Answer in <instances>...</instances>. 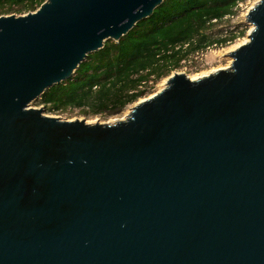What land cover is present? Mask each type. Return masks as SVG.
I'll return each mask as SVG.
<instances>
[{
	"label": "water",
	"instance_id": "95a60500",
	"mask_svg": "<svg viewBox=\"0 0 264 264\" xmlns=\"http://www.w3.org/2000/svg\"><path fill=\"white\" fill-rule=\"evenodd\" d=\"M163 0H44L0 15V264H264V0L205 76L122 118L30 103Z\"/></svg>",
	"mask_w": 264,
	"mask_h": 264
},
{
	"label": "trees",
	"instance_id": "16d2710c",
	"mask_svg": "<svg viewBox=\"0 0 264 264\" xmlns=\"http://www.w3.org/2000/svg\"><path fill=\"white\" fill-rule=\"evenodd\" d=\"M43 1L0 0V15L26 13ZM240 1L163 0L117 41L106 39L103 47L80 62L71 78L47 88L37 103L52 113L77 109L87 117L120 114L188 56L241 35L243 30L213 32L214 26L236 13Z\"/></svg>",
	"mask_w": 264,
	"mask_h": 264
},
{
	"label": "rangeland",
	"instance_id": "374dc122",
	"mask_svg": "<svg viewBox=\"0 0 264 264\" xmlns=\"http://www.w3.org/2000/svg\"><path fill=\"white\" fill-rule=\"evenodd\" d=\"M256 1L257 0L240 1L238 3V7L234 15L225 17L224 20H222L220 23L213 27V32H219L220 35L227 34L228 31L226 32L225 29L231 30L233 32H236L237 30H243V33L241 35L235 38L232 42L226 43L223 46H210L204 51L194 53L188 56L187 58L181 61L179 67L173 69L168 75L160 78L157 82H155L150 91L145 96L153 94L154 92L159 90L160 87L164 86L167 77L170 76L173 72H184L187 76L192 77L202 72H213L218 68H224L228 66L231 60L227 55L228 53L225 52L226 47L247 36V33L250 29V24L246 22L245 14L249 7L252 6V4H254V2ZM132 104L128 105L120 114L108 117H102L100 115L87 117L82 113L78 112L77 109L67 110L59 113L46 112L44 111V109L43 111L47 115L58 116L64 119L84 118L88 122H112L116 118L124 117ZM30 105L33 107H41V105L37 103V99L33 100Z\"/></svg>",
	"mask_w": 264,
	"mask_h": 264
},
{
	"label": "bare ground",
	"instance_id": "6f19581e",
	"mask_svg": "<svg viewBox=\"0 0 264 264\" xmlns=\"http://www.w3.org/2000/svg\"><path fill=\"white\" fill-rule=\"evenodd\" d=\"M255 3V2H254ZM253 5V4H252ZM253 27V25L252 24H250V29ZM249 29V30H250ZM249 32V31H248ZM248 40V36H245V37H243L241 40H239V41H237V42H235V43H233V44H231V45H229L228 47H226V50H225V52L226 53H228L227 55L229 56V58H230V60H232V57H231V55H230V52L232 51V50H234V49H236L239 45H241L242 43H244V42H246ZM231 62V61H230ZM212 71H213V69H212ZM210 73V71H206V72H202V73H199V74H196V75H194V76H192V77H189V78H191V79H195V78H198V77H201V76H205V75H207V74H209ZM165 83H166V81H165ZM164 84V83H163ZM164 86H165V84H164ZM164 86H162V87H164ZM162 87H160V89L162 88ZM159 89V90H160Z\"/></svg>",
	"mask_w": 264,
	"mask_h": 264
},
{
	"label": "built area",
	"instance_id": "2783aa9c",
	"mask_svg": "<svg viewBox=\"0 0 264 264\" xmlns=\"http://www.w3.org/2000/svg\"><path fill=\"white\" fill-rule=\"evenodd\" d=\"M225 31L227 32L228 30L225 29ZM226 35V34H225Z\"/></svg>",
	"mask_w": 264,
	"mask_h": 264
}]
</instances>
